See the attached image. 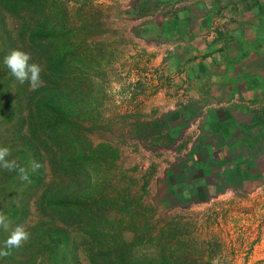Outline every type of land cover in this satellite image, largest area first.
I'll list each match as a JSON object with an SVG mask.
<instances>
[{
  "label": "rangeland",
  "instance_id": "1",
  "mask_svg": "<svg viewBox=\"0 0 264 264\" xmlns=\"http://www.w3.org/2000/svg\"><path fill=\"white\" fill-rule=\"evenodd\" d=\"M161 1L67 0L70 22L78 25L73 40L100 101L93 120L84 122L87 134L93 143L111 145L93 175H109L113 185L105 193L127 204L137 225L147 217L153 234L162 230L161 239L172 229L182 242L178 256L194 264H264V175H206L207 133L213 135L205 129L206 105L193 106L187 85L176 77L182 68L165 63L180 48L184 55L193 52L181 45L188 40L169 20L167 32L141 33L143 25L163 21L159 12L178 6ZM219 26L214 22L212 31ZM213 36L201 33L200 41ZM163 95L174 99L160 100ZM111 214L126 218L123 211ZM133 233L124 231L128 238Z\"/></svg>",
  "mask_w": 264,
  "mask_h": 264
},
{
  "label": "trees",
  "instance_id": "2",
  "mask_svg": "<svg viewBox=\"0 0 264 264\" xmlns=\"http://www.w3.org/2000/svg\"><path fill=\"white\" fill-rule=\"evenodd\" d=\"M68 9L67 0H0V147H9L6 159L18 165L0 168V212L12 221L8 231L0 229V250H9L5 241L16 225L30 233L0 264H194L178 256L182 242L172 229L161 239L147 217L137 225L132 209L105 193L113 185L109 175H95L111 145L87 134L84 122L100 101ZM14 49L42 65V86L33 90L11 75L3 61ZM34 161L42 165L37 171Z\"/></svg>",
  "mask_w": 264,
  "mask_h": 264
},
{
  "label": "crops",
  "instance_id": "3",
  "mask_svg": "<svg viewBox=\"0 0 264 264\" xmlns=\"http://www.w3.org/2000/svg\"><path fill=\"white\" fill-rule=\"evenodd\" d=\"M163 4L168 2L162 0ZM252 4L251 8L236 5ZM149 0H142L148 3ZM174 11H161L159 24L141 28L142 34L179 31L183 47L167 63L180 66L176 77L187 85L193 106L206 105V175H238L253 179L264 175V0H176ZM236 7H235V6ZM202 8L205 13L202 14ZM143 13H150L144 11ZM220 26L212 31L214 22ZM214 32L200 41L201 33ZM153 35V34H152ZM211 35V34H210ZM201 47L206 50L202 54ZM197 52V53H195ZM186 57V58H185ZM162 92H160L161 94ZM158 96L167 101L174 97ZM195 111V110H192ZM218 149V151H217Z\"/></svg>",
  "mask_w": 264,
  "mask_h": 264
},
{
  "label": "clouds",
  "instance_id": "4",
  "mask_svg": "<svg viewBox=\"0 0 264 264\" xmlns=\"http://www.w3.org/2000/svg\"><path fill=\"white\" fill-rule=\"evenodd\" d=\"M31 54L21 49H14L4 58V65L10 70L12 76L19 81L20 84L27 82L31 89L42 86L41 73L44 71L42 65L37 62H31ZM11 156V149L7 146L0 147V168L9 171L18 168L16 160H8ZM42 165L39 162L32 163V170L37 171ZM20 179L22 181H30V177L25 168L19 167ZM12 221L4 213L0 212V229L8 231L11 228ZM30 239V233L23 225H16L11 229L10 235L5 241L6 249L19 248ZM9 250H0V257L11 255Z\"/></svg>",
  "mask_w": 264,
  "mask_h": 264
}]
</instances>
